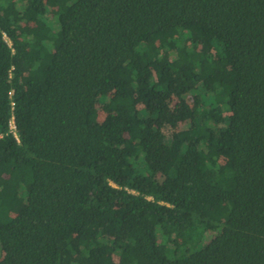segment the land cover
I'll return each instance as SVG.
<instances>
[{"label": "trees", "instance_id": "1", "mask_svg": "<svg viewBox=\"0 0 264 264\" xmlns=\"http://www.w3.org/2000/svg\"><path fill=\"white\" fill-rule=\"evenodd\" d=\"M0 264H264V0H0Z\"/></svg>", "mask_w": 264, "mask_h": 264}, {"label": "built area", "instance_id": "2", "mask_svg": "<svg viewBox=\"0 0 264 264\" xmlns=\"http://www.w3.org/2000/svg\"><path fill=\"white\" fill-rule=\"evenodd\" d=\"M10 126H11V129L13 130V132L15 133V123H14V121H11Z\"/></svg>", "mask_w": 264, "mask_h": 264}, {"label": "rangeland", "instance_id": "3", "mask_svg": "<svg viewBox=\"0 0 264 264\" xmlns=\"http://www.w3.org/2000/svg\"><path fill=\"white\" fill-rule=\"evenodd\" d=\"M172 111V110H171ZM179 131V129L177 128H172V129H169V133H174V132H177Z\"/></svg>", "mask_w": 264, "mask_h": 264}]
</instances>
